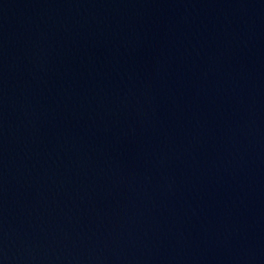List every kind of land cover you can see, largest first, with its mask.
Returning <instances> with one entry per match:
<instances>
[{"label": "water", "instance_id": "95a60500", "mask_svg": "<svg viewBox=\"0 0 264 264\" xmlns=\"http://www.w3.org/2000/svg\"><path fill=\"white\" fill-rule=\"evenodd\" d=\"M0 264H264V0H0Z\"/></svg>", "mask_w": 264, "mask_h": 264}]
</instances>
